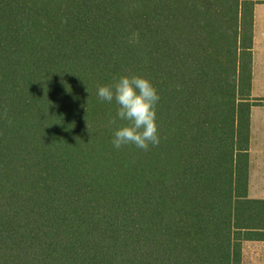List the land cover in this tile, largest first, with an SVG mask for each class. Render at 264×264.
Returning a JSON list of instances; mask_svg holds the SVG:
<instances>
[{
    "label": "trees",
    "instance_id": "16d2710c",
    "mask_svg": "<svg viewBox=\"0 0 264 264\" xmlns=\"http://www.w3.org/2000/svg\"><path fill=\"white\" fill-rule=\"evenodd\" d=\"M258 2L0 0V264H243ZM128 74L159 95L146 151L97 95Z\"/></svg>",
    "mask_w": 264,
    "mask_h": 264
},
{
    "label": "clouds",
    "instance_id": "9594fccd",
    "mask_svg": "<svg viewBox=\"0 0 264 264\" xmlns=\"http://www.w3.org/2000/svg\"><path fill=\"white\" fill-rule=\"evenodd\" d=\"M97 95L101 101L111 103L114 100L117 105L116 116L109 120V125L116 126L111 141L114 148L135 145L146 151L149 145L159 144V95L149 78L123 75L110 84L99 86Z\"/></svg>",
    "mask_w": 264,
    "mask_h": 264
},
{
    "label": "crops",
    "instance_id": "0c3cea01",
    "mask_svg": "<svg viewBox=\"0 0 264 264\" xmlns=\"http://www.w3.org/2000/svg\"><path fill=\"white\" fill-rule=\"evenodd\" d=\"M252 50L251 100H260V103L253 105L250 112L248 194L250 198L264 199V2L254 7Z\"/></svg>",
    "mask_w": 264,
    "mask_h": 264
},
{
    "label": "rangeland",
    "instance_id": "374dc122",
    "mask_svg": "<svg viewBox=\"0 0 264 264\" xmlns=\"http://www.w3.org/2000/svg\"><path fill=\"white\" fill-rule=\"evenodd\" d=\"M243 264H264V245L259 243H246Z\"/></svg>",
    "mask_w": 264,
    "mask_h": 264
}]
</instances>
